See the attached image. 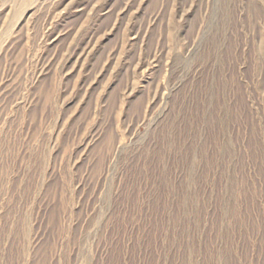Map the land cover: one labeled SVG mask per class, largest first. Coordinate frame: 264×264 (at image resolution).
Masks as SVG:
<instances>
[{
	"label": "rangeland",
	"instance_id": "obj_1",
	"mask_svg": "<svg viewBox=\"0 0 264 264\" xmlns=\"http://www.w3.org/2000/svg\"><path fill=\"white\" fill-rule=\"evenodd\" d=\"M0 264H264V0H0Z\"/></svg>",
	"mask_w": 264,
	"mask_h": 264
}]
</instances>
